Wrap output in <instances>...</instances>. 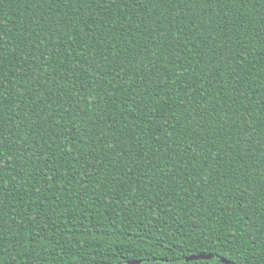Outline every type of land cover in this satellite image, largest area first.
Masks as SVG:
<instances>
[{"label":"trees","instance_id":"trees-1","mask_svg":"<svg viewBox=\"0 0 264 264\" xmlns=\"http://www.w3.org/2000/svg\"><path fill=\"white\" fill-rule=\"evenodd\" d=\"M221 259L264 264V0H0V264Z\"/></svg>","mask_w":264,"mask_h":264},{"label":"water","instance_id":"water-1","mask_svg":"<svg viewBox=\"0 0 264 264\" xmlns=\"http://www.w3.org/2000/svg\"><path fill=\"white\" fill-rule=\"evenodd\" d=\"M211 259H212V256H210V255H196V256L187 257L186 261H191V260H211ZM221 262L225 263V264H229V262L224 260V259H221ZM139 263L140 262H138V261L129 262V264H139Z\"/></svg>","mask_w":264,"mask_h":264}]
</instances>
